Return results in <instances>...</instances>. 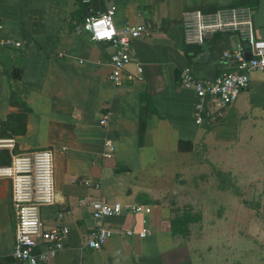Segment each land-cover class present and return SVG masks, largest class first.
<instances>
[{
	"label": "crops",
	"instance_id": "0c3cea01",
	"mask_svg": "<svg viewBox=\"0 0 264 264\" xmlns=\"http://www.w3.org/2000/svg\"><path fill=\"white\" fill-rule=\"evenodd\" d=\"M98 1L114 8L117 29H145L118 87L108 81L109 44L90 41L80 25ZM224 7L249 8L264 41V0H0V42H9L0 46L1 139L16 152H52L55 200L40 218L51 227L61 214L70 229L50 264H192L191 255L198 264H248L240 232L253 242L258 232L264 248V77L250 74L247 90L200 124L194 94L178 84L184 67L199 79L230 70L221 53L233 38L213 35L186 51L183 37L184 15ZM92 199L149 212L94 220ZM175 216L189 218L183 234L171 232ZM98 227L110 237L85 248ZM13 230L9 184L0 180V264L10 263Z\"/></svg>",
	"mask_w": 264,
	"mask_h": 264
},
{
	"label": "built area",
	"instance_id": "2783aa9c",
	"mask_svg": "<svg viewBox=\"0 0 264 264\" xmlns=\"http://www.w3.org/2000/svg\"><path fill=\"white\" fill-rule=\"evenodd\" d=\"M89 0H84L88 3ZM114 8H105L97 17L85 15L81 28L92 42L109 44L112 53L109 58L110 73L108 81L112 87L121 85L122 72L131 61V41L142 35L144 27L125 23L116 28L113 24ZM219 35L234 39L231 49L221 53V59L230 65V70L220 73L212 79L195 77L188 67L180 70L179 87L190 90L195 97L193 118L195 124L208 122L219 107L232 104L236 97L247 90L249 75L258 73L264 77V41L253 33L250 9L247 7H224L211 13L191 12L183 18V37L187 45H201L205 38ZM9 42L1 41L0 46ZM18 46V44H14ZM245 53L248 54L245 57ZM58 57L64 56L62 53ZM140 71V69H137ZM264 87V82L262 83ZM108 121L103 115L100 124ZM108 150H112L106 143ZM0 150L9 155L7 164H0V180L9 184L10 209L13 216V245L9 264H50L64 249L68 242L70 229L61 223V214L55 216L51 227H46L40 210L54 203L53 154L48 149H34L15 152L11 139L0 138ZM84 186L91 185L80 180ZM96 183L93 187H98ZM94 220L116 215L147 214L148 208L140 205L108 204L101 199H92L87 203ZM148 228L135 233L138 238L148 234ZM132 235L131 231H125ZM109 230L100 227L91 230L84 240V247L90 250L100 249L110 237Z\"/></svg>",
	"mask_w": 264,
	"mask_h": 264
},
{
	"label": "rangeland",
	"instance_id": "374dc122",
	"mask_svg": "<svg viewBox=\"0 0 264 264\" xmlns=\"http://www.w3.org/2000/svg\"><path fill=\"white\" fill-rule=\"evenodd\" d=\"M0 151H5V150H0ZM8 158H9V155L7 157L4 152H2V153L0 152V163H5ZM169 202L171 203L172 207L176 206V203H174V201L170 200ZM255 219L258 220V217H255ZM254 234L256 237L255 242H253V240H250L252 238V235L250 236V234H249V235L245 236V233H243V232L239 233L240 244L238 246L240 249V251H239L240 262H242L241 258L243 256H244V260H245L246 259L245 255H248L249 256V263L248 264H264V248L262 246L258 245V243H257L258 232H254L253 235ZM246 238L250 240L249 243H247L246 241H243ZM245 252L248 254H246ZM191 258L193 261L192 264H198L197 258H194L193 255H191Z\"/></svg>",
	"mask_w": 264,
	"mask_h": 264
},
{
	"label": "trees",
	"instance_id": "16d2710c",
	"mask_svg": "<svg viewBox=\"0 0 264 264\" xmlns=\"http://www.w3.org/2000/svg\"><path fill=\"white\" fill-rule=\"evenodd\" d=\"M240 6V5H239ZM11 118V117H10ZM13 118H16L17 120L23 118L20 115L14 116ZM5 134L0 133V138L5 137ZM15 151V150H14ZM1 153L4 152L5 155L8 157V153L6 151H0ZM16 152V151H15ZM9 161V158L5 163H0V164H7ZM189 221V218L187 216H178V217H173V219L170 222V229L172 233H178V234H183L185 231L183 230L184 226L187 224Z\"/></svg>",
	"mask_w": 264,
	"mask_h": 264
},
{
	"label": "water",
	"instance_id": "95a60500",
	"mask_svg": "<svg viewBox=\"0 0 264 264\" xmlns=\"http://www.w3.org/2000/svg\"><path fill=\"white\" fill-rule=\"evenodd\" d=\"M98 8L99 9H98L97 12H89V13H87V16L97 17V16H99V15H101L103 13L104 8H103V6L101 4V1H98ZM185 50L186 51H195V50H197V46L196 45H186L185 46ZM54 200H55V198H54Z\"/></svg>",
	"mask_w": 264,
	"mask_h": 264
}]
</instances>
